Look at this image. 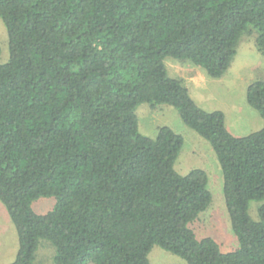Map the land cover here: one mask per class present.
Segmentation results:
<instances>
[{"label": "trees", "instance_id": "trees-1", "mask_svg": "<svg viewBox=\"0 0 264 264\" xmlns=\"http://www.w3.org/2000/svg\"><path fill=\"white\" fill-rule=\"evenodd\" d=\"M0 17L11 53L0 64V201L19 240L11 264H37L42 240L53 264H151L154 246L187 264H264V128L234 136L165 65L221 79L253 35L264 57V0H0ZM247 101L264 119V78ZM142 104L175 108L211 145L234 251L190 227L213 202L208 175L176 171L184 138L169 127L144 136ZM41 198L56 199L46 215L32 207Z\"/></svg>", "mask_w": 264, "mask_h": 264}, {"label": "rangeland", "instance_id": "rangeland-1", "mask_svg": "<svg viewBox=\"0 0 264 264\" xmlns=\"http://www.w3.org/2000/svg\"><path fill=\"white\" fill-rule=\"evenodd\" d=\"M0 64L10 60V45L7 29L0 17ZM182 64L181 61L167 58L165 65L169 74L175 78H183L172 67ZM205 77L199 88L191 86L194 99L201 108L208 112L221 111L226 118V126L236 137H245L264 128V119L247 101V89L254 81L264 78V57L255 45V36L244 37L240 43L237 55L221 79H214L200 67L189 62ZM140 132L155 139L161 127H169L184 138V146L176 162L175 169L181 175H187L196 169L204 170L209 178L208 188L212 193L213 202L199 218L191 224L192 230L199 239L212 238L225 253L238 248V241L231 227L229 214L224 197V181L220 164L211 145L195 131L188 128L179 116L178 111L170 106L142 104L137 108ZM56 205L55 198H41L32 205L35 213L46 215ZM260 202H252L251 218L259 220L258 208ZM19 251L17 230L0 201V264H11L16 260ZM54 247L42 240L38 250L37 264H53ZM151 264H187L183 259L154 246L149 254Z\"/></svg>", "mask_w": 264, "mask_h": 264}, {"label": "crops", "instance_id": "crops-1", "mask_svg": "<svg viewBox=\"0 0 264 264\" xmlns=\"http://www.w3.org/2000/svg\"><path fill=\"white\" fill-rule=\"evenodd\" d=\"M179 61V60H178ZM182 64H176L172 68L176 70L180 75L182 74L181 79L184 80L186 87L189 90L190 96L193 98V100L196 102V104L201 107L200 103H198L191 92V86L194 88H199L200 82L205 81V77L199 70H195L193 66H188L187 64H183V61H181ZM187 62V61H186ZM190 63V62H189ZM192 64V63H191ZM195 91V90H194ZM197 91V89H196ZM203 109V108H202Z\"/></svg>", "mask_w": 264, "mask_h": 264}]
</instances>
